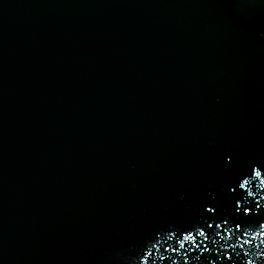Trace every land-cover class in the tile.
I'll use <instances>...</instances> for the list:
<instances>
[{"label": "water", "instance_id": "water-1", "mask_svg": "<svg viewBox=\"0 0 264 264\" xmlns=\"http://www.w3.org/2000/svg\"><path fill=\"white\" fill-rule=\"evenodd\" d=\"M262 165L264 0H0V264H264Z\"/></svg>", "mask_w": 264, "mask_h": 264}, {"label": "snow or ice", "instance_id": "snow-or-ice-1", "mask_svg": "<svg viewBox=\"0 0 264 264\" xmlns=\"http://www.w3.org/2000/svg\"><path fill=\"white\" fill-rule=\"evenodd\" d=\"M262 167H264V165H262ZM251 174L255 175L256 177H260L262 175L261 171H259L257 168H254V167L251 168ZM245 183H247V181H245L244 183H239L238 182V186L240 188H244L245 187ZM232 191H235V189H232ZM239 207H240L239 206V202H237L236 209L239 210ZM206 211L213 212V211H215V209L214 208H208V209H206ZM244 212L247 213L248 209L245 208ZM208 227L210 228L211 225H208ZM217 227H219V225H217ZM237 227H239V225H237ZM261 227L264 228V225H261ZM262 234H264V233H262ZM196 235H199L201 237L207 238L204 231H198L196 233ZM193 240H195V236L191 232H189L187 235L183 236V241H193ZM245 243H247V241H245ZM181 247H183V243L182 242H181ZM173 251H175V249H173Z\"/></svg>", "mask_w": 264, "mask_h": 264}]
</instances>
